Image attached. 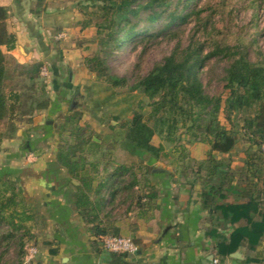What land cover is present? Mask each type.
Instances as JSON below:
<instances>
[{
    "label": "trees",
    "instance_id": "1",
    "mask_svg": "<svg viewBox=\"0 0 264 264\" xmlns=\"http://www.w3.org/2000/svg\"><path fill=\"white\" fill-rule=\"evenodd\" d=\"M43 1L36 0V7L31 9V13H38ZM86 1L103 16L109 28L111 48H122L123 44L131 43L135 36L147 32V26L140 27L138 24L141 11H144V19L149 24L165 19L162 27L164 31L174 23L183 22L194 11L191 8L183 10L195 0ZM14 2L21 7V0ZM178 5L181 8L177 11ZM7 16V9L0 4V149L3 140L15 134L18 118L24 114L30 117L35 110L45 109L49 103L46 82L40 74L42 61L16 63L17 75L23 78L24 83L18 88L6 84L7 55L2 47L7 51L15 47V39L6 22ZM122 22L127 27L121 25ZM114 27L115 32L126 28L122 35L114 38V32L111 31ZM214 52L203 55L198 46L188 44L181 48L176 44L161 62L139 77L134 87L141 88L147 101L143 103L138 100L130 110V117L119 123L115 133L117 146H111V149L102 144L99 135L83 130L84 125H81L78 114L80 111L69 107L63 114L56 128L59 136L56 159L71 178L79 181L73 193L74 203L85 224L93 230L96 237L93 245L96 248L98 241L101 242L100 236L105 232L100 228L98 219L104 199H91L89 193L98 196L107 181H100L93 186L97 163H87L89 157L117 160L109 175L127 174L130 176L129 186L135 183L141 185L136 204L143 208L155 205L157 191L149 184L148 178V175L159 171L155 169L154 162H168L172 155L178 162L182 177H192L190 184L199 185L202 207L210 211L219 209L222 217L233 223L246 218L244 225L235 226L227 237L217 243V254L225 257L242 244L249 249L259 244L264 234V209L259 206L260 193L257 187V180L264 174V60L251 61L245 53L236 51V56L226 69L225 95L210 96L204 91L199 72L205 58ZM84 60L87 69L107 84L114 87L128 85L125 77L108 72L104 55L85 57ZM145 105L149 106L148 111L144 110ZM243 111L250 113L243 116ZM118 118L114 116L115 120ZM241 134L245 136L250 150L245 171L247 177L243 185L241 179L229 170L228 159L217 157L218 154L231 155ZM156 135L174 143L172 150L167 151L162 143H155ZM183 135L187 136L185 141H182ZM124 141L125 145L118 147ZM193 142L204 143L207 147L205 158L196 165L189 161L187 149V145ZM118 150L124 151L119 154L120 157L116 153ZM108 168V165L103 166L104 170ZM236 178L238 181L235 182ZM233 189L239 201L223 202L227 192ZM28 207L16 178L8 174L0 175V225L8 227L6 232L0 234V245L3 239H11L20 229L24 228L25 233H28L30 227L25 224L32 219ZM22 246L23 241H20ZM109 253L111 264H129L124 259L127 253ZM20 255L24 256L23 252Z\"/></svg>",
    "mask_w": 264,
    "mask_h": 264
},
{
    "label": "crops",
    "instance_id": "2",
    "mask_svg": "<svg viewBox=\"0 0 264 264\" xmlns=\"http://www.w3.org/2000/svg\"><path fill=\"white\" fill-rule=\"evenodd\" d=\"M13 1L0 0L8 11L6 22L15 39L13 49L7 51L2 47L6 55L16 63L42 61L49 71L51 86L58 93L59 89L68 91L75 84L79 85L77 82L82 79L77 75L82 74L84 68L77 60V54L73 49H66L63 40L55 39L62 16L54 2L44 0L39 5L40 11L31 13V9L13 4ZM37 116L31 130L40 127V116ZM47 137V134L37 137L28 158L16 161V165H10L8 161L1 164L6 170L8 167L17 169V183L29 204L28 213L33 217L32 243L36 245L37 253L31 264H111L110 253L102 248L100 241L97 248L93 245L96 238L93 230L76 209L73 193L79 181L71 178L58 164L55 148L47 152L50 151L46 145ZM10 141L15 142L12 138L3 140L1 158L4 156L2 148ZM249 151L246 146L242 158L228 159L229 170L241 179L242 185L247 177ZM196 160L199 162L202 158ZM91 161L97 163L93 186L107 181L98 196L89 193L91 199H104L98 211L99 226L105 231L100 238L113 233L131 237L137 251L126 254L124 259L129 264H213L209 259L211 255L218 257L220 264H264V234L253 249L242 244L233 251H236L234 255L221 257L217 254V243L235 226L244 225L246 218L233 223L223 218L219 209L210 211L202 207L199 185L190 184L192 177H182L176 160L167 165L162 161L154 162L159 171L148 178L157 191L155 205L143 208L136 204L141 185L129 186L127 174L109 175L117 160L89 158L87 163ZM104 165L109 166L108 170L103 169ZM263 179L264 174L257 180L260 209H264ZM222 201L238 202L236 190L227 192Z\"/></svg>",
    "mask_w": 264,
    "mask_h": 264
},
{
    "label": "rangeland",
    "instance_id": "3",
    "mask_svg": "<svg viewBox=\"0 0 264 264\" xmlns=\"http://www.w3.org/2000/svg\"><path fill=\"white\" fill-rule=\"evenodd\" d=\"M52 2L62 16V23L55 35L60 32L66 34L65 37L57 40H63L62 45L66 49H73L74 54H77V60L84 68L83 73L78 74L77 77L82 80L77 82L79 85L75 84L68 91L59 89L60 93H58L51 86L49 73L44 76L49 103L45 110H35L32 116L24 114L17 119V129L12 137L15 142L10 141V144L7 143L2 148L4 156L0 157L1 176L8 174L11 178L17 177V169L8 167L6 170V167L3 168L1 164L5 165L8 161L10 165H16V161L28 158L30 148H35L37 137L47 134L46 145L50 150L47 152H52V148L56 149L59 142L56 128L69 107L80 111L78 113L81 118L80 123L84 125L85 132L93 131L99 135L102 144L110 147L109 149L111 146H117L115 133L119 123L130 117V110L138 100L143 103L147 101L141 88L134 87L137 79L145 75L156 63L161 62L176 44H179L181 48L188 44L198 46L203 55L215 51L205 58L199 72L204 91L210 96L225 95L226 69L232 58L236 56V51L245 53L251 61L264 60V0H195L183 10L191 8L194 11L183 22L174 23L164 31L162 27L166 22L165 19L149 24L144 19V11H141L138 24L140 27L147 26V32L135 36L131 43L123 44L122 48H111L109 28L103 16L86 0H52ZM19 3L25 9L36 7L35 0H21ZM13 4H15L14 1ZM180 8L178 5L177 11ZM121 25L127 27L125 22ZM125 28L115 32L114 27L111 30L114 32L113 37L122 35ZM108 50L111 52H107ZM97 54L105 56V63L110 74L127 79L126 87L111 86L87 69L84 63L85 57ZM7 71V86L21 87L24 80L17 75L16 62L9 56H7ZM144 110L148 111L149 106L145 105ZM249 113L248 111L242 112L243 116ZM37 115L40 116V127L31 130L34 119L38 120ZM116 115L119 118L115 120ZM221 120L225 122L223 117ZM186 137L183 135L182 141H185ZM16 140L19 142L17 143ZM154 142L162 143L167 151H171L174 146V143L164 141L158 135L154 137ZM124 145L125 141L118 147ZM247 145L245 136L241 134L231 155L218 154L217 157L242 158L244 147ZM187 149L189 161L192 164L196 165L198 158H205L207 147L204 143L193 142L187 145ZM116 153L119 155L124 151L118 150ZM132 157L136 158V156ZM172 160L175 159L170 155L168 162L160 163L167 165L171 164ZM27 205L29 206L28 203ZM32 224L33 217L25 224L30 227L28 233H25L23 228L18 230L11 239L1 241L0 264H31L33 262V260L30 263L25 262L24 256L20 255L21 252L23 255L25 253V243L33 242ZM7 229L6 225H0V234L6 232ZM20 241H23L22 248Z\"/></svg>",
    "mask_w": 264,
    "mask_h": 264
},
{
    "label": "built area",
    "instance_id": "4",
    "mask_svg": "<svg viewBox=\"0 0 264 264\" xmlns=\"http://www.w3.org/2000/svg\"><path fill=\"white\" fill-rule=\"evenodd\" d=\"M64 32L57 33L55 39H61L65 37ZM40 74L47 76L48 71L46 68H42ZM102 248L107 252H124V253H135L137 251V245L134 240L129 236L107 234L101 238ZM24 261L30 263L37 253V247L32 242H26L24 245ZM213 264H220L218 257L212 258Z\"/></svg>",
    "mask_w": 264,
    "mask_h": 264
},
{
    "label": "water",
    "instance_id": "5",
    "mask_svg": "<svg viewBox=\"0 0 264 264\" xmlns=\"http://www.w3.org/2000/svg\"><path fill=\"white\" fill-rule=\"evenodd\" d=\"M231 254H232V255L236 254V251H235V252H232ZM209 259L212 260V255L209 257Z\"/></svg>",
    "mask_w": 264,
    "mask_h": 264
}]
</instances>
